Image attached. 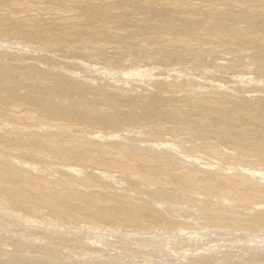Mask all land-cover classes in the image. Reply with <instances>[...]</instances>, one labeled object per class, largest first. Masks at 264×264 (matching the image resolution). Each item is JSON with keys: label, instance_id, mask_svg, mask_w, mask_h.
I'll return each mask as SVG.
<instances>
[{"label": "rangeland", "instance_id": "374dc122", "mask_svg": "<svg viewBox=\"0 0 264 264\" xmlns=\"http://www.w3.org/2000/svg\"><path fill=\"white\" fill-rule=\"evenodd\" d=\"M174 1L0 0V162L60 193L0 184V264H264V2ZM123 147L200 185L243 175L226 183L248 195L99 165Z\"/></svg>", "mask_w": 264, "mask_h": 264}, {"label": "bare ground", "instance_id": "6f19581e", "mask_svg": "<svg viewBox=\"0 0 264 264\" xmlns=\"http://www.w3.org/2000/svg\"><path fill=\"white\" fill-rule=\"evenodd\" d=\"M149 1L150 0H144L143 3H145V4L149 3ZM233 1H235V2L237 1L240 5H246V4H248V3L252 2V1H259L260 3L264 2V0H233ZM187 4H189L188 1L186 2V1H183V0H175L174 2H172V5L175 6V7L176 6L180 7V6H184V5H187ZM225 24L222 25V24H219L218 22H213L211 24V27L216 29L218 31V33H220L222 35H227L228 37H232V38H240L242 36H246V33L248 34V32H246V31H241L239 29H235L233 27L227 26L228 24L225 26ZM211 27H209V30H210ZM188 29H189L188 31L190 32L192 30V25H190V27ZM250 35H251L250 36L251 38L256 39L255 38L256 33H254L252 31V34L250 33ZM51 142H52V146H54L57 149L59 148V146L57 144V140L53 139ZM92 145L94 146V148H96V150H98V148H100V147H106V148L110 147V144H108L109 146H107V144H104V145L103 144H100V145L99 144H92ZM6 147H8V146H6ZM133 148H131V147L130 148L123 147L119 152H116L118 157H120V158H122V157L125 158V156L126 157L127 156H130V157L132 156V158H134V159L131 160L128 163H126V162L121 163L120 161H116L115 159L100 160V161H98V163L104 169H108V168H111V169L114 168L115 169V168L118 167V168H122V169H125V170L134 171V172L138 173L139 175L143 176L145 179H147L149 181H153V182L158 183V184L159 183L160 184H162V183H164V184L165 183H174L177 187L196 185L197 186L196 189L199 187L197 190L200 191V192L201 191L203 192V191H206V190L211 191L213 189L214 193L224 194L223 197H225V198L239 197V196L244 198V197H246L248 195L247 192H232L231 188L229 186V183H226V181H228V180H234L237 183L240 182V181H245V178H244L243 175H235L233 177H230L229 175H224V176L221 177L223 181H220L221 183L219 182L218 186H214L212 183H208V182L200 185L198 183V179H197V177L195 175H190L189 173H186V172H183L181 174H175V173L163 172L160 169H154V170L151 169L152 168L151 166L153 164L158 163L159 161H157L156 159L146 158L145 155L144 156L143 155L140 156V153L138 152L139 155L136 154V152L134 151ZM74 150H76V149H74ZM74 150H72V151H74ZM31 155L32 154H30V153L25 154V156H27V157H30ZM72 155L75 156V154H72L71 152L68 153V157L69 158H71ZM141 160H142V162H140ZM90 162H97V161H94V159H90ZM0 165H1L0 184L4 185L6 193L9 195V197H11L13 200H15V202H18L20 204H25V203H28V202H35V203L44 204V205L53 207L54 201L57 198H59L60 193H57V191H56L54 193L52 192L50 195L48 194L47 196H40L38 192H36V193H38V195H36L35 193L31 194L33 189L35 188V190H36L37 187L35 186L33 181H31L33 176H32V174L30 172L25 171V170L15 169L14 166H12L11 164H5V163L0 162ZM77 166L79 167L80 164L77 165ZM156 166H157V164H156ZM77 170H81V167L77 168ZM218 176H220V175H218ZM6 179L8 181H10V182L7 183V182L3 181V180H6ZM4 183H7V184H4ZM22 183L23 184L27 183V185H25L24 189L22 188V185H21ZM49 184H47V185H49ZM51 184H53V183H51ZM103 202H104V200L102 198L98 197V196H91L90 198H87L85 200V203L88 206L96 207V208H98L100 205H102ZM69 206H70L69 204L64 203L61 206V208H58V210H54L55 218H57L59 220V219L63 218L64 216H67L68 211L70 209ZM136 212H137V208H132L128 212L119 213V214H114L112 212H107L104 216L112 217L114 219L122 221L124 219H129V218L134 217ZM151 214L154 215L153 212L150 213V215ZM70 216L72 217L74 215L70 214ZM254 217L264 218V215H255Z\"/></svg>", "mask_w": 264, "mask_h": 264}]
</instances>
